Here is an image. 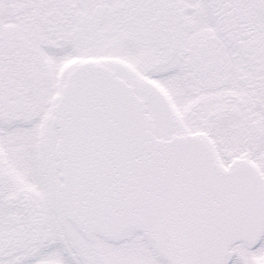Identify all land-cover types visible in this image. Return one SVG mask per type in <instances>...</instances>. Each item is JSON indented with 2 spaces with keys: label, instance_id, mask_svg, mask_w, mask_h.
<instances>
[{
  "label": "snow or ice",
  "instance_id": "obj_1",
  "mask_svg": "<svg viewBox=\"0 0 264 264\" xmlns=\"http://www.w3.org/2000/svg\"><path fill=\"white\" fill-rule=\"evenodd\" d=\"M0 264H264V0H0Z\"/></svg>",
  "mask_w": 264,
  "mask_h": 264
}]
</instances>
